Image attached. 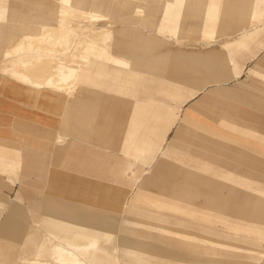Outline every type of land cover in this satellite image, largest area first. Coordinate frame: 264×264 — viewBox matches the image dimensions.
Segmentation results:
<instances>
[{
	"label": "crops",
	"instance_id": "obj_1",
	"mask_svg": "<svg viewBox=\"0 0 264 264\" xmlns=\"http://www.w3.org/2000/svg\"><path fill=\"white\" fill-rule=\"evenodd\" d=\"M157 1L159 0H145V2L150 5H157ZM171 2L174 4L176 0H171ZM238 2L239 0H234V4L228 2L227 5H224L220 16L215 12H209V14L206 13L207 16L200 22L191 21L186 23L188 24L187 26H192L194 31H199L201 34L203 32H213L215 30V19H219V17L220 19H225L219 22V26L227 23L230 26H234L231 30H227V36L231 34L232 38L229 39L225 36L223 39L216 40L218 44L212 45L213 47L208 46L210 47H207L208 49L206 47H197L195 51L186 52L187 58H189V60L192 59V64H195L196 67L199 68L198 71L202 73L201 76L194 77V79L201 80V82H198L196 89L193 91H189L188 89V92H184L183 90L180 91L179 89V68L177 59H173L178 51L176 50L174 54L173 49H171L170 67L164 65V61L161 58L163 57V50L161 48L163 46L162 43L165 42V40H170V42L173 43L174 41H178V39L172 36L169 39H164L161 37L162 33L157 32L154 28L148 31L144 28H139V24L134 23L135 19L125 13H123L122 16H116L110 13V17L117 19L118 22L112 23L114 21H111L106 24L112 30L111 37L107 40L108 50L109 48L115 49L111 41L116 43L120 42L117 44V48L120 50L119 52L123 53V56L120 57H123L122 59H124V61L132 59L134 66L131 67L136 70L128 69L125 66L117 68L123 69L124 73L128 74H131V72L136 74L138 72L140 74L139 77L133 79V83L129 84L107 81V83L97 84L96 87L90 85V87H88L90 91L85 94L86 97L84 101L86 105L84 109L82 111H76L71 119L73 124L75 123V126L80 129L77 133L70 132V134L65 135L69 132L62 129L61 126L54 128L47 123H42L32 118L30 119L29 117H18L13 113L4 114L0 111V202H2L1 192L4 190L3 186L15 188V186L18 187L20 184L19 179L15 176L17 173L14 172V175L12 173L4 174L3 172V159L1 157L8 151H15L14 153H16V151H19L20 147L27 148L24 153L25 164L23 168H25V173L21 179L24 183H21V185L28 187L35 183L30 180L27 181L28 177L32 175V170L39 169V165H41V169L43 170L46 166L47 163L44 159L45 155H47L49 159H51L50 157L52 155V160H55L57 163H62L66 168L65 172H61L53 167V170L59 175L58 178H54L53 180L57 179L59 181L64 179L66 181L67 170H84L82 164H79V160L77 159L78 151L82 149L83 145L92 147L91 144H94L93 148L97 149L98 154L100 152V154L103 155L101 159H96L97 163L95 169L98 171L103 170L101 174L99 172L96 173V176L102 180H106V182L114 180L113 171L115 169L124 170L137 168L140 170L145 169V173L148 174L149 180L155 178L156 181L154 182V186L173 185V171H177L180 168V164L182 168L187 165L186 169L188 171L186 175L190 172L189 170L194 171L198 169L203 171L204 183L202 184L210 186L205 192L208 191L210 194L215 195V197L209 201L212 207H214V203H220V209L223 207L227 209L234 206V210L241 211L240 213L236 212L229 214L224 210V216H242L247 220L250 219L252 223H255L260 218L262 219V216H264V166L260 167L257 158L253 156L257 154V149L254 151L251 149H244L242 140L247 141L249 145L264 148V99H257L254 101L255 105L258 107V111H255L239 109L237 105L231 102L221 101L217 97L219 94L228 93L230 97L237 99L240 95L237 91V87H245L248 85L255 87L251 81L239 79L244 70L248 76L264 79V30L259 31L255 26H238L235 23V17H238V15L240 16L242 13ZM205 3V0H197L196 4L199 5V7L191 13V16L200 17L202 13V11H200V6ZM102 10L100 12H102ZM164 13V19L166 21L173 11L166 10ZM175 16H177V14H175ZM230 18H232L233 21H231ZM184 23V21H179L177 24L175 23V26L171 23V28L176 29V26L178 27L180 24ZM157 24H151V26H156ZM220 29H223V27L221 26ZM231 31L235 32L237 36L230 33ZM125 42L130 44L125 45ZM139 42H142L139 46L133 44ZM219 43H222V45ZM245 47H248V50L246 49L247 51L244 52L243 50ZM112 54L116 55L115 53ZM127 58H129V60ZM255 58L257 59L256 63H259L261 66L253 65L247 67V65H245L247 61L254 60ZM204 71L206 74L203 73ZM230 80L236 81L234 83L235 86L227 87V85H225ZM206 88H208V92L204 93ZM241 101L242 97L240 98V102ZM195 102L206 105L205 111L209 112L208 115L213 120L217 121L218 124H214L215 128L212 129V134L209 133L210 135L193 132L189 136L191 140L188 138H186V140L183 139L184 143L193 146H188L186 151L181 152L179 148V139L183 137L181 136L180 138L179 131L175 129V124L179 118L180 108L182 107L181 109H183L186 105L192 106ZM247 103L254 106L251 102ZM188 108L189 107H187V109ZM215 108H218V112H214ZM259 111H261V113ZM234 113H238L241 118H250V124H241L231 120L230 117ZM155 114L160 116L159 123L155 127L150 124L152 122L146 123V130L149 133L147 138H149V140L146 141V150L141 149L138 154L140 155L139 158L141 161L149 157L150 160L145 164L141 162L134 163L131 162L130 159H127V157H123V165H115L114 154L115 151L120 149L116 140L119 136L117 135L115 139L109 141L114 131L110 129L107 131L94 129L98 132L97 138L105 142L102 145H97L96 139L89 135V133L94 132V130H88L87 126L84 128V125L77 122V118L83 115H85L88 122L95 117H97V121L101 123L122 122L123 126L125 125L123 127V138H131L132 133L138 129L134 122L143 119V117L146 121H152L155 118L150 115ZM126 123H130V135L128 134V129H126ZM98 125H100V123H98ZM138 130L140 133L143 131L142 128ZM59 134L65 139L61 142H56V138ZM141 137L142 136H139V138ZM164 137H166V139L170 137V141L169 143L167 142L166 145ZM4 138L10 140L3 141ZM13 142H16L19 146L12 145ZM160 144H162L163 147L159 150L157 157L151 160L152 154L157 152V147ZM126 146L125 142H123V147L125 148ZM220 154H225V157H220ZM17 156L18 155L13 159L11 158V162L14 161L15 163L16 158H18ZM197 156L199 158L196 160ZM35 163H38V166H36ZM145 165L147 169L143 167ZM164 177L166 179L168 177V180L165 181ZM47 179L49 183L51 182L54 185L58 184V182L51 181L52 179L49 176ZM126 183L127 182L124 181V184ZM191 184H196L194 179L188 183V185ZM176 185H181V187H179L180 190L177 189L179 190V192L176 191L177 198H173V200L188 203L187 200L182 199L189 197L187 193V188L189 186H185L184 179H182L181 182H177ZM65 194L66 193L54 196L60 197V200H66V198H64ZM136 200L138 199L131 197L130 199H121L119 203L116 205L113 204L111 208L103 209L97 206L96 208L119 212L122 211L124 207H133V202ZM75 202L89 206V204L83 202ZM223 202L225 206L221 205ZM0 213H3L1 209ZM2 215L0 217H2ZM249 226H236V228L239 227L238 231L228 230V228H231L230 226H212L209 228L203 226L202 228L203 230L208 229L209 233L218 234L244 233L245 229H251L252 231L250 232L252 233L259 234L260 232V234H264V225L252 224ZM20 228L25 230L21 237L22 240H19V233L18 235L16 233L21 231ZM31 229H33V226H31ZM29 230L30 229L24 228V223L17 220L15 215L9 212L3 215L0 221V249L2 245L6 249H11L10 261L14 258L15 254L25 246L29 239ZM14 233L18 238L14 237ZM154 234L159 235L157 233ZM16 240H19V242L23 244L21 248L9 246L12 242H18ZM255 240H257V242ZM252 244H259L260 248L252 246L251 250L253 251L244 253L243 248H234L235 250L228 251L226 248L222 249L224 247L221 246V243L219 249H217L211 243L207 244L204 242L203 264H229L226 262L227 259L235 260L236 262L233 264H243L244 260L254 261L253 263L246 264H259V260H262V264H264V256H262L264 255V236L253 237L251 240V245Z\"/></svg>",
	"mask_w": 264,
	"mask_h": 264
},
{
	"label": "rangeland",
	"instance_id": "obj_2",
	"mask_svg": "<svg viewBox=\"0 0 264 264\" xmlns=\"http://www.w3.org/2000/svg\"><path fill=\"white\" fill-rule=\"evenodd\" d=\"M49 1L51 0H6L5 3L0 7L2 9L0 24H3V27L6 28L5 36L7 37L9 35L11 28L16 29L20 26L22 20H18V18H20L22 13H33L35 15L41 16L43 9L47 8L50 5ZM105 1H107L109 6L111 7L110 13H113L116 16H122L123 13L130 15V17L135 19L134 23L139 24V28H144L147 31L153 30V25L151 26V24H157L159 22L165 21L164 12L166 10H172L173 13L169 15L170 17L168 20H166L165 25L168 28H171V23L173 26H175V23L177 24L179 21L185 22L184 24H180L178 27L176 26V29L179 31V34H177L178 36H172L173 38L178 37V40L182 45L191 43L195 47L200 48L207 45L213 47L214 45L218 44L216 40L223 39L225 36H227V30H231V28L234 27L230 26L227 23L221 25L223 29H220L221 26H219V22L225 19H220L219 17V19H215V30L211 34L208 33L209 35L207 34L206 37L205 35L203 37L201 35V32L187 29L189 26L187 27L188 24H186L191 21L200 22L207 16L206 13L209 14V12H215L216 14H218V16H220L222 7L224 5H227L228 2H230V4H234V0H205L206 3L200 6V11H202V13L198 18L191 16V13L195 11L197 7H199V5L196 4L197 0H176L174 4L171 2V0H159L157 1V5H150L146 3L145 0ZM238 4L241 7L240 11H242V13L240 16L238 15V17H235V23L238 26H255L256 29H259V31L264 30V0H239ZM135 6H140V8H143V13H145V16H143L142 13H138L135 10ZM175 14H177V16H175ZM230 20L233 21L232 18H230ZM117 22V20H114V22L112 23ZM79 33L82 34L81 32ZM230 33H233L237 36V34L233 31H231ZM201 36L202 39H200ZM161 37L164 39L171 38L170 35H167V32L162 33ZM106 42L108 43V41ZM170 43V40H165V42L162 43L163 46L161 47L163 50V57L161 58L164 61V65H166L167 67H170L171 65V50L169 48L166 49V47ZM113 45L115 49L109 48L111 56L114 59L123 58L120 57L123 56V53L119 52L120 50L117 48V44ZM246 49L248 50V47H245L243 51H247ZM24 51L25 54H22L20 58L28 57L31 54V50L29 48H25ZM21 53L24 52L22 50H18L16 51V53L12 52V54ZM112 53H115L118 56L113 55ZM11 58L13 57L5 55L4 45L2 46V44H0V111H2L4 114L13 113L18 117H29L30 119L32 118L36 121L47 123L54 128L61 126L60 112L62 110V103L56 102L55 104H53L51 100L44 98V96L52 93V88H44L45 92L43 91V95H41V93L36 94L37 92L34 91L36 88L34 89V87L29 83H24L25 81H23L20 76L13 74L8 69L9 60ZM127 59L129 60V58ZM173 59H177L178 63V81L180 91L183 90L184 92H188V89L189 91H193L194 89H196L198 82H201V80L199 81V79H194V77L201 76L202 73L196 71L195 65L193 66L192 64V59L189 60V58H187L186 55L181 52H177V55ZM256 60L257 59L255 58L254 60L247 61L245 65H247V67L253 65L261 66L259 63H256ZM109 63L110 66H113L115 64L114 62H112V60ZM98 69L100 71V76L98 77V79L95 78L93 80H86L84 82L85 84L96 87L97 84L112 81V72L109 76L107 75V73L109 71L108 69L114 70L113 68H110L108 64H103L100 65ZM116 69L120 72V75L117 76L118 80H116L115 82H119L121 84L133 83V79L139 77L140 75L137 72L135 74V77L128 79V73H124L123 69H118L117 67ZM239 79L251 81L253 85H255V87L252 85L237 87V91L240 94L239 98L237 97V99L230 97L228 93L217 95L218 99L224 102H231L237 105V108L239 109L258 111V107L255 105L254 101H256L257 99H264V79H260L254 76H248L245 70L242 72V75L241 77H239ZM235 82V80H230L225 85H227V87H230L233 86ZM207 92L208 88L205 89L204 93ZM61 96L63 98L65 95L61 94ZM241 97L242 101L240 102ZM247 102H251V104L254 106H251ZM187 107L189 108L187 109ZM205 107L206 105L200 102H195L192 106L186 105L183 109H181L182 107L180 108L179 118L178 121H176L175 129L179 131L180 138L181 136L183 137L179 139V148L181 152L186 151L188 146H193L188 145V143H184L183 139H190L189 136L193 132L210 135L213 133L212 129L215 128L214 124H218L217 121L213 120L208 115L209 112L205 111ZM214 112H218V108H215ZM259 112L261 113V111ZM150 116L154 117L155 119H153L152 121H146L143 117V119L134 122L135 126H137L138 129L142 128L143 131L142 133H140L137 129L132 133L131 138H123V127L125 125L123 126L122 122L101 123L97 121V117H95L93 118V120H89V126H87V128L88 130L95 129L107 131L110 129L114 131V134L110 137L109 141L115 139L117 135L119 136V138H117L116 140L118 142V145L120 146V149L115 151L114 154L115 165L122 166L123 157H127V159H130L131 162L134 163L141 162L142 164H145L150 160L149 157L141 161L139 158L140 155L138 154L139 150H146V141L149 140V138H147L149 133L146 130V123L152 122L150 124L155 127L156 125H158L160 120V116L158 114ZM230 118L231 120L241 124H250L251 120L250 118H241L238 113H234ZM98 123H100V125H98ZM83 127L85 128V125ZM126 129H128V134L130 135V123H126ZM95 130L94 132H90L89 135L96 139V142L98 143L97 145L104 144V140L97 138L98 132ZM139 136H142V139L139 138ZM6 140L10 139H3V141ZM164 140L166 145L167 142L169 143L170 137L168 139L164 137ZM123 142H125V145H127L125 148L123 147ZM131 142H134L133 145ZM12 145L19 146L16 142H13ZM91 145L92 147L83 145L82 149H80V151H78L77 153L79 164H82L84 170H67L66 181L64 179H61L59 181L57 179L53 180L54 178H58L59 176L58 173L53 170V167L60 170L61 172H65L66 168L62 163H57L55 160H52V155L50 157L51 159H49V157L45 155L44 159L47 163L46 166L43 170L41 169V165H39V169L32 170V175L28 177L27 181L30 180L35 183L29 185L28 187H24L25 185H21V183H24L21 181V179L23 178L22 176H24L25 173V168H23L25 164L24 153L27 148L20 147L19 151H16V153H14L15 151H8L7 153H5L1 157L3 159V172L4 174L12 173L14 175L15 173H17L15 176H17V179H19L20 184L18 187L15 186V188L4 186V190L1 192L2 202H0V209L3 213H0V216L9 212L12 215H15L17 217V220L24 223L25 229H30L32 226L31 222L39 220L38 207L43 202L45 195L49 193L57 196L59 194L66 193L64 198H66L67 201H78L95 207L97 206L103 209H107L109 207L111 208L113 204L116 205L117 203H119L121 199H130L132 195L134 196V192H141L143 195H146L148 197H162L169 199L177 198L176 191L179 192V187H181V185H176V183L179 181L181 182V180L184 179L185 186H189L187 188L189 197H185V199H182L187 200L188 202L183 208V212L177 209H167L164 207L163 209L155 204L150 203L148 200H136L135 202H133L135 209L131 213L124 212L121 214L122 224H126L127 226L131 225V228L130 226L127 228V233L129 234L125 233L124 236L132 241V245L134 246L137 253H140L141 255L149 258L147 255L149 249L146 245V239L139 237V235L134 234V232L132 233V230L135 231V229L143 230L148 234H159L160 238L162 239V245H165V247H170V249L173 250L174 256L176 255L174 258L177 260H188L190 262L189 264H203L204 242L207 244L211 243L217 249H219L221 243V246L224 247L222 249L226 248L228 249V251L235 250L234 248H243L244 253H250L251 251H253L251 250L252 246L255 248H260L259 244L251 245V240L253 237H261L264 236V234L252 233L250 232L252 231L251 229H245L244 233L226 234L209 233L208 229L203 230V226H205L206 228L212 226H230L231 228H228V230L230 229V231H238L239 228H236V226H242V224L243 226H249L251 224L264 225V216H262V219H258V221H256L255 223H252L250 219L247 220L242 216H223L224 210H226L229 214L236 212L240 213L241 211L234 210V206H231L227 209H225L224 207L220 209V203H214V207L210 205L209 201L212 200L215 195L210 194L208 191L205 192V190L210 186L202 184L204 183V173L202 170H189L190 172L186 175L188 171L186 169L187 165L182 168V165L180 164V168L177 171H173V185L154 186V182L156 181L155 178L149 180L148 174L145 173V169H115L113 171L114 180L106 182V180H102L101 178H98L96 176V173L99 172L101 174V171L103 170L98 171L95 169V165L97 163L96 159H101L103 155H101L100 152L98 154L97 149L93 148L94 144ZM242 145L244 149H251L253 151L257 149V154L253 156L257 158L259 163L258 165L260 167L264 166V148L249 145L245 140H242ZM162 147V144L157 147V152L152 154L151 160H153L154 154L158 155L159 150ZM16 155H18V158H16L15 163L14 161L11 162L12 159L16 157ZM220 157L224 158L225 154H220ZM198 158L199 157L197 156L196 160ZM35 164L36 166H38V163ZM143 167L147 169L146 165ZM48 176L51 177V181L58 182V184L54 185L51 182L49 183V181H47ZM164 179L165 181H167L168 177L167 179L164 177ZM192 179H194L196 184L188 185V183L191 182ZM124 181L127 183L124 184ZM221 205L225 206L224 202ZM3 215L2 217H0V221L3 218ZM9 246H17L21 248L23 244L21 242H12L11 244H9ZM172 247L175 249H172ZM176 248L179 250H177ZM10 250V248L6 249L2 245V248L0 249V264L9 263L11 258ZM181 251L182 253L183 251L185 253H188L189 256H192V258L188 257L187 259H185V253H183L184 256L177 255ZM226 262L229 264H233L236 261L233 259H227ZM253 262V260H244L243 264ZM129 263L136 264L133 262H124V264ZM259 264H262V260H259Z\"/></svg>",
	"mask_w": 264,
	"mask_h": 264
},
{
	"label": "bare ground",
	"instance_id": "obj_3",
	"mask_svg": "<svg viewBox=\"0 0 264 264\" xmlns=\"http://www.w3.org/2000/svg\"><path fill=\"white\" fill-rule=\"evenodd\" d=\"M5 1L0 0V7ZM49 3L50 5L43 9L41 16L33 13H22L18 18V20H22V23L16 29L11 28L7 37L5 36L6 28L0 24V44L4 45L5 55L13 57L9 60L8 69L13 74L20 76L25 81L24 83H29L34 89L36 88L34 90L37 92L36 94L41 93L43 95L44 88H52V93L44 96V98L51 100L53 104L62 103V110L60 109L61 127L69 132L65 134L68 135L70 132L77 133L80 131L71 119L76 111L84 109L86 105L85 94L90 91L88 89L90 86L84 82L98 79L100 76L98 67L100 65L108 64L110 68L114 69H108L107 73L109 76L112 72L113 82L118 80L117 76L120 75L116 67L125 66L131 70L136 69L131 67L134 66L132 59L129 61H124L122 58L114 59L108 50L106 41L111 37L112 30L106 24L117 19L110 17L111 7L107 1L51 0ZM101 10L102 12H100ZM135 10L145 16L144 9L140 6H135ZM1 15L2 9L0 8ZM165 22H159L153 26L154 30L160 33L167 32V35L170 36L179 34L177 29L168 28ZM187 29L193 30V27L189 26ZM208 33L211 34L212 32H203L201 35L206 37ZM227 37L230 39L232 35ZM119 43L111 41L113 47V44ZM124 44L129 45L130 43L125 42ZM133 44L139 46L142 42ZM219 44L222 45V43ZM25 48H29L31 54L28 57L20 58L22 54H25ZM168 48L173 49L174 54L177 50L184 55L187 54V51L197 49L191 43L182 45L179 40L170 43L166 49ZM18 50H22L24 53L12 54ZM111 60L115 63L113 66H110ZM195 69L198 71L199 68L196 67ZM203 73L206 74L205 71ZM132 77H135V74L131 72L128 79ZM61 94L65 96L62 98ZM77 122L89 126L85 115L78 117ZM64 139L60 134L56 138L60 142ZM156 157L157 154H154L153 160ZM132 197L143 201L148 200L161 208L177 209L182 212L187 204L169 198L148 197L141 192H134ZM59 198L52 194L45 195L43 202L38 207L39 220L31 222L33 229L30 228L28 231L29 239L8 264L190 263L188 260L175 259L176 255L174 256L173 250L162 245V239L159 235L148 234L140 229L132 230V233L134 232L139 237L146 239L149 258L135 251L132 241L124 236L128 232L127 228L129 226L131 228V225L127 226L121 222V214L124 212L131 213L135 207L127 206L119 212L109 211L75 201L60 200ZM24 232V229L16 232L17 235L19 233V240H22L21 237ZM14 237L18 238L16 234ZM19 240L16 241L19 242ZM255 241L257 242V240ZM172 249L175 248L172 247ZM183 253L185 252L183 251ZM183 253L181 251L177 255H186L185 259L192 258L188 253L184 255Z\"/></svg>",
	"mask_w": 264,
	"mask_h": 264
}]
</instances>
